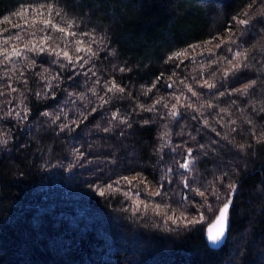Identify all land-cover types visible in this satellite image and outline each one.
Wrapping results in <instances>:
<instances>
[{
  "label": "trees",
  "instance_id": "16d2710c",
  "mask_svg": "<svg viewBox=\"0 0 264 264\" xmlns=\"http://www.w3.org/2000/svg\"><path fill=\"white\" fill-rule=\"evenodd\" d=\"M5 17L0 41L22 39L3 47L45 51L0 64V264H264V0H0Z\"/></svg>",
  "mask_w": 264,
  "mask_h": 264
},
{
  "label": "snow or ice",
  "instance_id": "6c2138e0",
  "mask_svg": "<svg viewBox=\"0 0 264 264\" xmlns=\"http://www.w3.org/2000/svg\"><path fill=\"white\" fill-rule=\"evenodd\" d=\"M53 9L51 5H41L39 8L35 9V13L33 16V20H35L37 17L40 18V23H42L45 27H49L52 28L54 30L59 31L60 33H62L64 35L65 38H67L68 36H77L76 32H72L69 31V29L72 28L74 22L73 21H67L64 27H61L59 24H55L53 23V15H52ZM46 14V15H45ZM58 14V13H57ZM15 15L20 16L21 18L25 19V24H28L29 21L27 19L28 17V9H23L20 12L15 13ZM245 15H247V13H245ZM249 20L248 19H243V20H239V24L241 25H248L249 24ZM12 21L10 18L5 17L3 21H0V24H11ZM13 27L16 28H23L25 25H21V24H13ZM31 26V25H30ZM4 31H9V29H4ZM33 35H35V33H33ZM80 35H89L88 33H82ZM22 37L21 35H16V36H9L5 39H3L2 41H0V56L3 57V60H0V64H8L10 63L13 58H20L24 55V51L27 50L29 52H44L45 51V47L43 45L37 46L36 44H34L31 40L28 41L27 43L24 44L23 49L17 47V45L15 43H12L10 48L8 47H3L2 45H9L10 41H14V40H21ZM45 42V44L47 43V41L49 39H51L50 36H44L42 38ZM93 41H90L89 43H91ZM75 45H76V52H85L87 53L89 56L95 55V53H93L91 47H81L82 44H84V41L81 39H76L74 41ZM210 43V41L208 42ZM220 45H217V47H219ZM189 47L195 49L196 46L195 45H190ZM187 50L183 51V52H178L175 53V58L179 59L180 56L186 55ZM55 54L57 56L59 55H63V57L65 59L68 60L69 63H78L79 60L83 59V57H77L75 60L73 59L72 56L69 55V52L66 50H60L55 52ZM241 55H244L242 53L237 52L236 56L240 57ZM246 58V56H245ZM26 59V57H25ZM34 63V62H33ZM252 83L254 84L255 81H252ZM205 84L207 85L208 88H213L215 87L214 84L208 83L207 81H205ZM169 87H171V85H169ZM15 91V89H13ZM109 92H123L124 89L119 87L117 84H115V82H112V86L108 88ZM189 91L192 92V88L191 86H189ZM193 95H197L195 92H192ZM221 95H223V93H221ZM179 99V98H178ZM106 102V101H105ZM149 111H151L152 109H148ZM223 111V110H222ZM177 113L173 112V115H176ZM44 115H48V113H44ZM116 114H113V118H115ZM205 123H207L205 121ZM108 129H105V131H107ZM201 147H203V145H201ZM194 157H192V149H188V154L184 159V162L182 164L179 165L180 168H183L185 170H190L191 169V165L194 163ZM170 171V169H169ZM124 181H126L127 183L131 184L132 180H130L128 177H123L122 178ZM117 183H119V181H117ZM185 187L188 186V182L187 180L184 181ZM108 189H112V185L109 184ZM162 187V186H161ZM228 187L232 190V193H235L236 190V186L235 185H228ZM115 190H119V189H115ZM197 195L201 196V197H205L206 192L205 191H201L199 188L195 189ZM100 194L104 195L105 192L103 189L100 190ZM151 195H155V196H159L160 195V191L157 190L154 193H150ZM213 195H216L217 198L219 199V196L217 194L216 191H213L212 193ZM206 203V201H205ZM140 204H144V201H137V205ZM232 206V199L231 196L223 203V206L219 209V215L216 219V225H214V231H210V239L215 242L220 240L223 235L224 232L227 228L228 225V216H229V210ZM145 207H148L147 204H145ZM209 210H211V205H208ZM155 211L158 212H164L165 209L161 208V206L159 204H157L155 206ZM169 220H172L174 223L176 222L177 219L180 220H185L187 221L188 224H195L198 223L199 220L197 218H193L191 220H188L186 216H183V214L180 217H176L175 214L173 215H169L168 216ZM202 219V217L200 218Z\"/></svg>",
  "mask_w": 264,
  "mask_h": 264
},
{
  "label": "water",
  "instance_id": "95a60500",
  "mask_svg": "<svg viewBox=\"0 0 264 264\" xmlns=\"http://www.w3.org/2000/svg\"><path fill=\"white\" fill-rule=\"evenodd\" d=\"M218 215H219V214H218ZM217 217H218V216H217ZM217 217H216V219H217ZM216 219L214 220V222H212V223L207 227V239H208L209 244H210V246H211L212 248H214V249H221V248L225 245V243H226V241H227V238H228V235H229V221H228V225H227V228H226V230H225V232H224L223 237H222L220 240L213 242V241L210 239V231H214V230H215V229H214V225H216Z\"/></svg>",
  "mask_w": 264,
  "mask_h": 264
}]
</instances>
